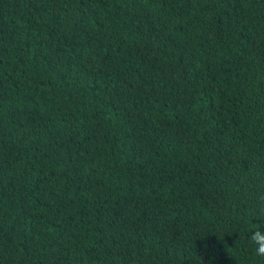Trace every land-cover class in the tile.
I'll return each instance as SVG.
<instances>
[{
	"label": "trees",
	"instance_id": "obj_1",
	"mask_svg": "<svg viewBox=\"0 0 264 264\" xmlns=\"http://www.w3.org/2000/svg\"><path fill=\"white\" fill-rule=\"evenodd\" d=\"M264 0H0V264H264Z\"/></svg>",
	"mask_w": 264,
	"mask_h": 264
},
{
	"label": "clouds",
	"instance_id": "obj_2",
	"mask_svg": "<svg viewBox=\"0 0 264 264\" xmlns=\"http://www.w3.org/2000/svg\"><path fill=\"white\" fill-rule=\"evenodd\" d=\"M257 215L264 219V207L258 209ZM249 241L254 246V251L257 256H264V229L257 224V226L250 230L248 235Z\"/></svg>",
	"mask_w": 264,
	"mask_h": 264
}]
</instances>
